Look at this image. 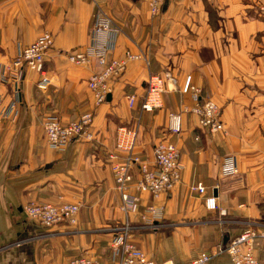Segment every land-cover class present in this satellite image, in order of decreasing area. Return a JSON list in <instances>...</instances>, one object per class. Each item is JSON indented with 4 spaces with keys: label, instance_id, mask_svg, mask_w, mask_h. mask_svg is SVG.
<instances>
[{
    "label": "crops",
    "instance_id": "0c3cea01",
    "mask_svg": "<svg viewBox=\"0 0 264 264\" xmlns=\"http://www.w3.org/2000/svg\"><path fill=\"white\" fill-rule=\"evenodd\" d=\"M260 4L264 0H166L154 13L146 0H0V264H62L80 255L111 261L110 241L125 218L131 241L157 264L186 263L223 249L246 227L264 228ZM98 13L115 28L107 59L139 55L106 77L99 103L88 81L102 65L95 58L69 59L90 50ZM43 31L52 44L44 60L49 83L40 88L38 72L10 64ZM154 73L170 75L163 106L144 112L141 99ZM188 80L197 99L185 87ZM129 95L136 97L132 107ZM206 100L216 104L223 124L214 134L191 110ZM169 112L181 114L178 134L167 129ZM84 113L91 115L87 138L64 149L47 145L45 117L67 124ZM121 126L136 130L133 154L149 168L160 141L177 146L181 164L179 179L156 198L136 189L140 173L133 165L127 189L139 202L127 215L109 158ZM229 160L237 171L223 175ZM198 182L202 195L190 190ZM210 195L214 210L204 204ZM31 202L78 204L76 221L42 226L24 211ZM254 247L264 264V242L257 238ZM212 264H231L230 257L214 255Z\"/></svg>",
    "mask_w": 264,
    "mask_h": 264
},
{
    "label": "built area",
    "instance_id": "2783aa9c",
    "mask_svg": "<svg viewBox=\"0 0 264 264\" xmlns=\"http://www.w3.org/2000/svg\"><path fill=\"white\" fill-rule=\"evenodd\" d=\"M146 1L151 11L155 13L161 9V5L166 0ZM258 12L264 14V5L260 6ZM114 34L115 28L111 26L110 19L98 13L94 21L93 44L90 50L88 52H78L69 57L75 64H83L91 58H95L102 65V72L93 74L88 81V85L94 91L93 93L98 103L103 101L106 95L104 85L106 77L123 70L127 61L139 58V55L125 53L124 59L108 60L107 56L114 44V39L112 38ZM51 44L52 36L48 31H45L30 45L20 49L12 62V67L15 70L19 69L18 71L20 72L25 68L38 72L40 75L38 87L40 88H45L49 83V78L44 70V60L45 52ZM169 77L168 73L148 75L146 90L140 103L141 111L152 112L163 106V93L166 91V82ZM185 87L188 91L192 90L194 98L197 99V90L191 85L189 80L186 81ZM135 98V95L127 96L130 107L133 106ZM191 110L200 115L198 121L200 127L213 134L222 129L223 124L219 118L218 108L212 100H206L201 107H193ZM167 116L168 131L178 134L181 130V114L169 112ZM90 121V113H84L77 121L67 124H62L55 116L45 117L43 128L47 145L55 149H64L76 139L87 138L89 136L87 129ZM136 136L135 129L125 126L119 127L115 139L116 153L112 152L109 155L112 160L111 168L114 179L120 192V208L125 215L136 212L139 202L138 197L130 194L127 189V184L132 180L131 167L133 165L138 166L140 173L136 189L149 191L154 198L172 187L179 179L181 170L177 146L165 141L157 142L154 145V164L153 168H149L148 163L133 154ZM221 171L223 175L236 173L235 161L229 160L225 162L221 167ZM190 190L202 195L205 192V187L201 182H198L190 186ZM204 204L207 209H216V197L214 195L205 196ZM148 208L149 212L154 211L153 207ZM78 209V204L63 202L57 204L31 202L24 207V211L29 217L37 220L39 224L45 227L61 222L75 223ZM124 222L110 241L111 261L100 262L86 256H77L64 264H157L131 241V225L128 223L127 218H125ZM257 238L264 242V228L256 230L246 227L231 239L223 249L219 248L214 253L202 251L186 263L164 264H212L214 255L222 252L229 255L231 264H259L254 247Z\"/></svg>",
    "mask_w": 264,
    "mask_h": 264
},
{
    "label": "rangeland",
    "instance_id": "374dc122",
    "mask_svg": "<svg viewBox=\"0 0 264 264\" xmlns=\"http://www.w3.org/2000/svg\"><path fill=\"white\" fill-rule=\"evenodd\" d=\"M260 6H261V4L260 5H258V8L257 9H259L260 8ZM45 31H43L42 33H44ZM13 62V61H12ZM12 62H11V66H12ZM25 69H27V68H25ZM46 72V71H45ZM80 256H83V255H80ZM71 260V259H70ZM69 261V260H68ZM67 262V261H66ZM66 262H63L62 264H64V263H66Z\"/></svg>",
    "mask_w": 264,
    "mask_h": 264
}]
</instances>
